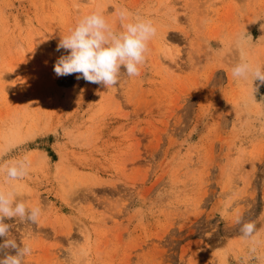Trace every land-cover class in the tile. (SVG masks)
Returning a JSON list of instances; mask_svg holds the SVG:
<instances>
[{
	"label": "rangeland",
	"instance_id": "rangeland-1",
	"mask_svg": "<svg viewBox=\"0 0 264 264\" xmlns=\"http://www.w3.org/2000/svg\"><path fill=\"white\" fill-rule=\"evenodd\" d=\"M120 8L157 29L140 75L58 77L62 36ZM262 25L264 0H0V163L43 209L5 220L25 264H264V85L232 76L264 65Z\"/></svg>",
	"mask_w": 264,
	"mask_h": 264
},
{
	"label": "clouds",
	"instance_id": "clouds-1",
	"mask_svg": "<svg viewBox=\"0 0 264 264\" xmlns=\"http://www.w3.org/2000/svg\"><path fill=\"white\" fill-rule=\"evenodd\" d=\"M116 16L122 30L114 29L108 19L100 11H94L79 18L68 34L63 35L57 44V51L64 49L67 55H61L54 64V72L58 77L76 75V79L102 85L106 88L117 85L122 72L128 77L140 75V66L145 62L149 50V42L155 37L157 29L151 19L131 13L126 8L117 10ZM253 22H256L255 20ZM264 28V25L261 26ZM251 39L250 36L247 37ZM232 76L244 81L251 80L250 95L264 85V65L250 64L243 55L240 62L232 67ZM259 85L254 87V82ZM29 163L25 159L0 163V264H25L26 257L32 254L28 243L10 237L12 225L6 219H19L23 223H39L43 209L39 205H28L23 199L24 186L17 181L29 174ZM241 238L257 242L260 232L255 222H242ZM255 252L253 246L250 249Z\"/></svg>",
	"mask_w": 264,
	"mask_h": 264
}]
</instances>
